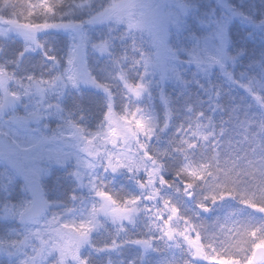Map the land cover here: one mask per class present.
I'll use <instances>...</instances> for the list:
<instances>
[{
    "label": "snow or ice",
    "instance_id": "6c2138e0",
    "mask_svg": "<svg viewBox=\"0 0 264 264\" xmlns=\"http://www.w3.org/2000/svg\"><path fill=\"white\" fill-rule=\"evenodd\" d=\"M154 257L264 264V0H0V264Z\"/></svg>",
    "mask_w": 264,
    "mask_h": 264
},
{
    "label": "rangeland",
    "instance_id": "374dc122",
    "mask_svg": "<svg viewBox=\"0 0 264 264\" xmlns=\"http://www.w3.org/2000/svg\"><path fill=\"white\" fill-rule=\"evenodd\" d=\"M239 3V2H238ZM71 41L68 37L66 36H61V43L59 45L61 52L60 55L65 58V64H66V53L68 52V47L70 45ZM249 46L251 47V42H248ZM88 64H89V70H91L92 67L95 66V60L92 59V53L91 50L89 49L88 51ZM194 70V69H193ZM237 75H239V72H237ZM227 90V89H225ZM172 89L169 88V92L171 93ZM85 103H87V100H85ZM155 103L157 106H159V99L157 97ZM69 107L71 106V101H68ZM21 114H23V110L21 109ZM57 125L55 123L50 124L49 128L45 129V131L48 133V135H51L52 130H55ZM50 147L53 149L60 147L59 145L53 144ZM64 174L60 172L58 169L53 166L50 170V174L46 175L43 178L42 181V186L44 189V198L48 200L50 203L53 200H57V198L63 197V193L68 189V183L67 181L63 178ZM60 177L59 182H57V178ZM15 202V201H13ZM135 256V251L132 249H127L125 250V253L121 259L124 261H127ZM157 258H153V264H155Z\"/></svg>",
    "mask_w": 264,
    "mask_h": 264
},
{
    "label": "trees",
    "instance_id": "16d2710c",
    "mask_svg": "<svg viewBox=\"0 0 264 264\" xmlns=\"http://www.w3.org/2000/svg\"><path fill=\"white\" fill-rule=\"evenodd\" d=\"M233 3H238L239 0H232ZM237 91H240L239 89H237Z\"/></svg>",
    "mask_w": 264,
    "mask_h": 264
}]
</instances>
